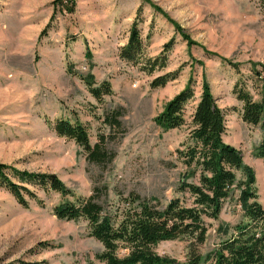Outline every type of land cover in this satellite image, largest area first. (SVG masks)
I'll use <instances>...</instances> for the list:
<instances>
[{
	"label": "rangeland",
	"instance_id": "obj_1",
	"mask_svg": "<svg viewBox=\"0 0 264 264\" xmlns=\"http://www.w3.org/2000/svg\"><path fill=\"white\" fill-rule=\"evenodd\" d=\"M52 1L0 0V163L55 174L72 196L29 187L41 203L30 200L24 208L0 184V264L92 261L102 246L89 236L87 222L58 219L53 208L87 197L95 187L100 201L108 203L130 192L160 205L182 198L177 188L185 169L176 150L188 141L203 79L225 112L223 140L239 149L254 171L257 201L264 207V163L253 155L264 128L240 119L241 103L232 92L243 79L259 99L250 71V63L264 65V12L257 0H75L72 13H53ZM137 17L145 57H165L164 67L151 74L119 58ZM166 44L171 46L163 54ZM223 59L239 64V70ZM175 72L164 87H151L157 76ZM88 75L96 85L108 81L111 95L95 100L84 83ZM189 83L193 98L185 107V124L169 130L157 125L155 117ZM116 111L118 126L106 119ZM58 119L85 125L90 143H99L112 160L89 163L81 147L56 135ZM237 198L235 192L218 219L207 221L199 247L203 256L244 220ZM155 251L182 263L188 241H164Z\"/></svg>",
	"mask_w": 264,
	"mask_h": 264
},
{
	"label": "trees",
	"instance_id": "obj_2",
	"mask_svg": "<svg viewBox=\"0 0 264 264\" xmlns=\"http://www.w3.org/2000/svg\"><path fill=\"white\" fill-rule=\"evenodd\" d=\"M257 1L264 12V0ZM52 6L53 13H72L75 0H53ZM141 22L137 17L131 24L127 43L120 48L119 58L128 64L140 65L141 71L151 74L155 68L164 67L165 57L162 53L154 58L145 57V44L139 30ZM172 24L189 44H193L176 23ZM170 46H164L163 54ZM223 62L239 70V64L225 59ZM250 64L251 88L259 99H254L246 88L247 81L243 79L236 81L232 92L241 103L240 119L248 125L264 128V65ZM176 77V72L157 76L151 87H164ZM84 83L98 102L112 93L108 81L96 85L93 75L84 78ZM192 98L189 83L165 104L155 117L156 124L166 130L183 126L185 107ZM112 114L106 119L120 125L119 112ZM53 130L57 136L72 140L81 147L89 163L104 164L112 160V155L99 143H90L87 127L80 122L58 119ZM225 132V112L217 105L208 82L203 79L201 94L191 115L188 141L176 150L177 160L185 169L177 188L182 198L175 197L160 205L157 200L130 192L127 195L118 193L117 200L108 203L100 201V190L95 187L87 197L64 200L53 208V214L61 220L81 219L87 222L89 236L102 246L88 264H93V261L100 264H201L208 260L211 264H264V207L257 201L254 171L243 162L241 151L223 140ZM253 155L264 163V137L254 148ZM0 184L24 208L28 207L30 200L41 203L29 187L59 193L64 198L72 196L55 174L20 171L1 163ZM235 192H238L244 220L234 225L231 234L203 256L199 247L206 239L207 221L218 219L225 201ZM171 240L188 241L184 262L155 251L158 244ZM9 264L46 263L15 261Z\"/></svg>",
	"mask_w": 264,
	"mask_h": 264
}]
</instances>
